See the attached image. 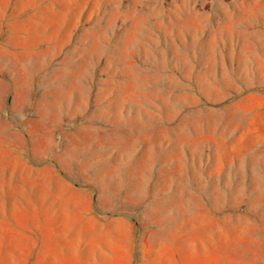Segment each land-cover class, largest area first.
Segmentation results:
<instances>
[{
  "label": "rangeland",
  "instance_id": "1",
  "mask_svg": "<svg viewBox=\"0 0 264 264\" xmlns=\"http://www.w3.org/2000/svg\"><path fill=\"white\" fill-rule=\"evenodd\" d=\"M0 264H264V0H0Z\"/></svg>",
  "mask_w": 264,
  "mask_h": 264
}]
</instances>
